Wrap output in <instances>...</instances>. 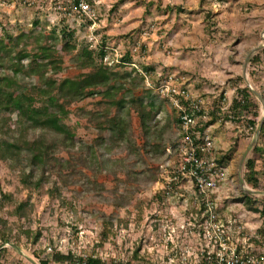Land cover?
<instances>
[{"label":"rangeland","instance_id":"obj_1","mask_svg":"<svg viewBox=\"0 0 264 264\" xmlns=\"http://www.w3.org/2000/svg\"><path fill=\"white\" fill-rule=\"evenodd\" d=\"M100 1L99 38L107 36L116 47L122 40L120 49L130 50L128 46L133 47L138 42V39L133 42L137 35L135 26L139 25L136 28L141 30L143 27L151 28L155 22L152 30L157 36H166L171 43L168 47L155 49L164 60L171 58L182 66H179L180 72L171 73L175 85L198 93L199 98L205 101L203 105L214 109H221V106L223 111H227L230 97L236 92L228 85L230 78H237L236 84L243 87L250 88L251 85L264 99V54L253 72L251 63V58L257 53L254 49L264 47V0ZM18 6L0 2V20L6 19L10 30L15 29V19L24 23L46 22L45 15L34 7L22 9ZM76 29L70 37L78 48L72 52L64 50L66 40L57 33V49L63 57V69L56 75L59 81L82 72L76 67V55L84 44L96 42L88 28L78 26ZM47 31L44 32L48 34ZM202 33L206 36L203 45L195 42ZM212 36H217L222 42H212L216 39ZM178 39L183 43L188 41L186 46L183 44L181 57L171 42ZM28 41L22 40L19 48L27 46L34 51L35 41ZM142 43L137 54H145ZM229 50L238 54L228 57ZM250 52V60H247ZM133 55L135 53L131 51L129 56L133 58ZM23 64L28 67L29 60H23ZM129 69L128 66L117 68L121 74ZM158 70H164L163 74L150 75V83L158 85L160 80L171 75L165 69ZM7 72L8 66H0L1 74ZM239 76L243 79L239 80ZM37 79H28L26 84L30 87L29 84L36 83ZM146 85L150 88L147 81ZM146 89L145 86L137 88L135 95L143 97L147 109H150V102H155L157 116L151 122V131L146 134L140 125L139 102L126 108L112 106V115L121 113L126 119L127 138L120 142L112 141L111 131L106 127L102 132L103 144L97 146L101 163L77 159L76 170L79 172L73 174L69 181H63L53 166L54 159L64 161L71 158L64 150L55 152L53 160L48 158L47 162H42L38 159L34 166L28 165L26 152L17 162L4 158L2 143L12 142L23 131L16 122L17 111L0 113V117L11 115L8 133L0 131V264H42L46 259L49 264H77L80 257L93 254L101 256L108 264H175L181 255L188 257V264H198L193 235L178 233L179 245L172 247L155 222V219H165V214L171 215L173 210L177 212L181 208L175 206L178 199H164L157 190L161 165L175 158L180 126L172 102L156 87L149 95L145 94ZM252 98L259 107L254 129L247 121L242 124L230 121L222 109L221 114H217L218 117L223 115L219 122L220 130L214 129V134L221 132V148L217 155L220 164L230 170L216 197L222 215L239 216L246 227L242 237L247 238L253 247V255L264 259V216L243 200L244 193H250L253 201L264 202V134L260 131L264 102L255 93ZM107 107L102 95L68 106L70 112L64 121L75 132L77 144H95L100 139L101 131L89 120V113L100 112ZM4 130H7L5 125ZM34 136L35 132L30 129L22 135L29 140ZM73 153L81 155L78 149ZM250 158H256L260 169L257 186L245 178L248 173L246 163ZM32 171L35 180H27L25 173L30 175ZM63 171L68 174L70 169ZM37 178L39 185L35 182ZM56 252L70 253L72 257L66 262L56 261L53 259Z\"/></svg>","mask_w":264,"mask_h":264},{"label":"trees","instance_id":"obj_2","mask_svg":"<svg viewBox=\"0 0 264 264\" xmlns=\"http://www.w3.org/2000/svg\"><path fill=\"white\" fill-rule=\"evenodd\" d=\"M1 20L0 66H8V72L5 74L0 73V113L3 111H17L16 122L19 124L20 130L23 133L26 129L35 132L33 140L23 138V133L21 132V135L17 136L12 142L5 141V143H2L4 158L7 157L17 162L26 152L28 165L34 166L38 159L42 162H47L48 158L53 160L52 157H54L55 152L64 150L71 155V158L64 161L62 159H54L53 166H55L54 169L63 181H69L73 174H78L79 172L76 170L77 159L83 162L89 160L98 164L101 163L97 146L103 144L102 132L106 127L111 131L112 141L117 140V142H120L127 138L126 119L121 113L112 115L110 111L112 106L126 108L139 102L141 104V107H138L140 125L146 134L151 131V122L157 116L155 102H150L148 104L150 109H147V105L142 100L143 97H137L135 92L137 88L145 86L147 88L145 94L149 95L154 89L147 87L145 76L129 64L132 61L129 54H126L120 63L111 66L105 63L104 57L108 53L107 46L109 43L107 36H102L103 38L96 46L92 42L84 44L75 58L76 67L82 72L59 81L56 75L63 69V57L57 49V42L59 41L57 33H60L61 38L66 40L63 48L67 52H72L78 48L76 42H71L70 36L72 34L65 29L59 31L56 27L48 28V23L42 24L38 21H34L32 26L21 25L17 22L15 29L10 30L6 19ZM44 31H47L48 34ZM137 31L139 32L138 36L142 34V29ZM29 39H33L36 43V46L33 47L34 51L29 50L27 46L19 48L22 40L28 43ZM15 49H17L16 52ZM263 54L264 47L251 58V63L253 64L252 72L262 62ZM25 59L29 60L28 67L23 64ZM120 66H128L130 69L121 74L117 70ZM144 67L150 75L156 73L155 67H150V65ZM35 77L38 78L37 82H31L29 84L30 87H28L26 84L27 80H33ZM242 79V77H239V80ZM235 85L238 88L236 89L233 102L227 111H222L223 113L227 112L228 116L225 117L230 120L241 124L247 121L248 125L254 129L257 124L256 118L259 116L258 103L252 98L254 93L248 86L239 87L238 84ZM119 94L122 95L117 98ZM97 95H102L104 102L108 105L103 111L89 113V120L96 124L95 128L98 131H101L100 139L95 144L88 145L84 142L77 144L75 132L64 121L70 112L68 106L74 102ZM37 102H42V104L38 105ZM182 102L188 106L191 103L190 100H182ZM220 108L222 109L221 106ZM174 109L178 113L177 108L174 107ZM221 109L216 108L205 111V109L201 108L198 115L199 117L203 116V118L204 116H212V119L207 120V124H210L213 123L217 114H221ZM10 120V114L9 116L0 117V131L2 133H8L10 130L8 123ZM177 122L179 124L178 116ZM4 125L7 126V130H4ZM261 134H264V122L261 127ZM75 149L80 150L81 155L76 156L73 153ZM258 150L261 149L258 148ZM246 165L248 168V173L245 177L246 181L253 186L259 185L257 175L260 169L256 158L248 159ZM65 169H70V172L68 174L64 173L63 170ZM34 174V171L30 172V175L25 173L26 179L35 180L33 178ZM35 182L36 185L40 184L38 178ZM251 197L252 194L244 193L243 200L246 203H251L253 205L252 208H255L256 211H259L264 216V202L253 201ZM137 256L138 253L135 252V257ZM71 257L70 253L56 252L53 254V259L60 262H66ZM42 264H49V260H43ZM77 264L108 263L101 256L93 254L85 258L80 257ZM152 264L157 263L152 262Z\"/></svg>","mask_w":264,"mask_h":264},{"label":"built area","instance_id":"obj_3","mask_svg":"<svg viewBox=\"0 0 264 264\" xmlns=\"http://www.w3.org/2000/svg\"><path fill=\"white\" fill-rule=\"evenodd\" d=\"M0 2L19 5L18 7L22 9L34 7L40 14L45 15L48 28L56 27L59 31L65 29L68 33L74 34L78 26H84L95 39L94 46L101 40L97 33L101 25L100 0H0ZM15 20L14 26L17 22L32 26L34 22L24 23ZM152 27H143L142 34L148 35ZM139 49L140 44L137 43L132 52L137 54ZM107 50L104 61L109 66L120 63L126 55V51L111 42L108 43ZM145 60L143 56L140 62L132 60L129 64L145 76L150 88L159 89L177 108L180 126V139L175 158L161 165L162 173L160 180L157 181V190L164 199H178L175 206L181 208L177 212L173 210L171 215L165 214V219H155L160 232L168 244L173 245L172 247L179 245L178 233L193 235L198 264H263V257L253 255V247L247 238L242 237L246 227L241 223L239 216L222 215L220 211L221 206L216 196L221 184L227 180L229 169L220 164L213 138L198 134L196 131L198 112L201 108L204 109V102L194 97L185 86H176L173 75H167L168 77L160 80L158 85L150 83V74L143 66ZM182 100H190V106ZM181 199L183 201L180 202ZM188 262V257L181 255L175 264Z\"/></svg>","mask_w":264,"mask_h":264},{"label":"crops","instance_id":"obj_4","mask_svg":"<svg viewBox=\"0 0 264 264\" xmlns=\"http://www.w3.org/2000/svg\"><path fill=\"white\" fill-rule=\"evenodd\" d=\"M151 21H149V23H150ZM155 23V22H154ZM154 23H152V25H155ZM156 26V25H155ZM136 27H139V25H137V26H135V32L134 33H136V31L137 30H139V29H137ZM156 28V27H155ZM204 30V29H203ZM202 30V31H203ZM130 31H132V30H129L128 32H130ZM134 31V30H133ZM153 31V32H152ZM155 30H151L149 33H148V35H143V34H141V36L139 35V37H138V34H139V32L137 31V35H135L136 37H134V41L133 42H136V39H138V42L137 43H139L140 44V46H141V44H143L142 42H144V45H142V46H144V51H145V54H135V55H133V58L132 57H130L132 60H139L140 59V61H141V59H142V57L144 56V59H146L145 61H144V64H143V66H146V64H147V66L148 65H150V67H155V69H165V72L167 73V74H169L168 72H170V74L171 73H173V72H180V67H182L181 66V63H177V62H175L173 59H171V58H169V59H166V60H164L163 58H162V55L160 54V53H158L157 52V50L155 49V48H163V47H165V46H167L168 47V45H171V43H169V41H168V39H167V37L166 36H164V35H160V36H157V33L156 32H154ZM127 32V33H128ZM153 33V34H152ZM193 37V36H192ZM213 38H216V39H213L212 40V42H214V43H219L220 44V42H222L221 40H219L218 39V37L217 36H212ZM211 37V38H212ZM130 38V37H129ZM208 38H210V37H208ZM203 39V40H202ZM204 39L206 40V36H205V34H203L202 33V35H201V37L199 38L198 36L196 37V40H195V42H198V43H200V44H202V43H204ZM193 41H194V37H193V39H192ZM122 41V40H121ZM121 41H120V43H121ZM172 43H173V45H175L174 47H176V49H177V55L178 56H180L181 57V54H182V48H183V44H184V46H186L187 45V42L188 41H186V43H183V42H181V40H175V41H171ZM120 43H119V45H120ZM123 44H124V41L122 42ZM136 43V44H137ZM115 44V43H114ZM117 44V43H116ZM224 44H226V43H224ZM203 45V44H202ZM227 46H229V45H227ZM134 47V46H133ZM133 47H130V46H128V48H130V50L132 51V48ZM147 49H146V48ZM230 47V46H229ZM262 47H258V48H255L254 50H256L257 49V52L261 49ZM152 49H155L154 50V52L152 51ZM130 50H126V53L125 54H130L131 55V51ZM153 52V53H152ZM242 52V51H241ZM240 52V53H241ZM256 52H254V54H255ZM163 54V53H162ZM232 54H238V53H236V52H233V50H229V55H228V57H232L233 55ZM250 54H251V52L249 53V55H247V60L249 59V57H250ZM253 54V55H254ZM165 55V54H164ZM243 55V53L242 54H240V56H242ZM164 57V56H163ZM170 57H172V56H170ZM137 58H139V59H137ZM153 58V59H152ZM237 58V57H236ZM235 58V59H236ZM166 66H169L167 69H166ZM180 66V67H179ZM246 66V65H245ZM245 66H244V68H245ZM249 68H250V66H249ZM162 71L164 72V70H158V71H156V73H158L159 75H161V74H163L162 73ZM171 75H173V74H171ZM240 77V76H239ZM238 77V78H239ZM236 79L237 78H230L229 79V82H228V85H230V86H232L233 88H234V90H236L238 87L236 86V85H232V82H234L235 84H236ZM233 83V84H234ZM239 87H243L242 85H239ZM193 92V91H192ZM194 93V97H196V98H199V95H198V93H196V92H193ZM234 93H235V91H234ZM234 94L230 97V104H229V107H230V105L232 104V102H233V98H234ZM204 100V99H203ZM205 102V101H204ZM209 103V102H208ZM209 107V108H208ZM211 108V110H213L214 109V107H210L209 105L207 106L206 104L204 105V109H205V111H207L208 109H210ZM223 110V109H222ZM220 114V113H219ZM221 118H223V115L221 116V117H216L215 118V120L213 121V123H210V124H207V120L209 119H212V116H204V118H203V116H200L199 117V121H198V125H197V127H196V131H197V133L198 134H201V135H209L210 137H212L213 138V140H214V144H215V149H216V151H217V153H219V149L221 148L220 147V143H219V139H221V132H218L217 134H214V129H216V131H219L220 130V128H219V125H220V123L219 122H221V120H223V119H221ZM230 121H234V120H230ZM236 122V121H235ZM238 123V122H237ZM227 167V166H226ZM229 168V167H228ZM230 170V169H229ZM219 191H220V189H219Z\"/></svg>","mask_w":264,"mask_h":264},{"label":"water","instance_id":"obj_5","mask_svg":"<svg viewBox=\"0 0 264 264\" xmlns=\"http://www.w3.org/2000/svg\"><path fill=\"white\" fill-rule=\"evenodd\" d=\"M248 60H250V57H249ZM249 86H250V88L253 90V92H254L256 95H258L260 99H262V102H264V99H263L262 95H261L258 91H256L255 89H253V87H252L251 85H249ZM263 122H264V119H262L261 127H262ZM261 127H260V131H261ZM260 131H259V132H260ZM254 143H255V141H253L252 144H254Z\"/></svg>","mask_w":264,"mask_h":264}]
</instances>
